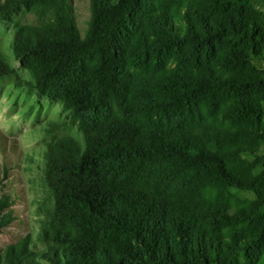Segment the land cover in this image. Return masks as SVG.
Returning <instances> with one entry per match:
<instances>
[{"label": "trees", "instance_id": "trees-1", "mask_svg": "<svg viewBox=\"0 0 264 264\" xmlns=\"http://www.w3.org/2000/svg\"><path fill=\"white\" fill-rule=\"evenodd\" d=\"M15 58L83 134L5 264H264V0H0ZM17 72L0 47V78Z\"/></svg>", "mask_w": 264, "mask_h": 264}, {"label": "rangeland", "instance_id": "rangeland-1", "mask_svg": "<svg viewBox=\"0 0 264 264\" xmlns=\"http://www.w3.org/2000/svg\"><path fill=\"white\" fill-rule=\"evenodd\" d=\"M79 29L84 34L90 0H72ZM19 23L37 24L30 14L2 19L0 47L15 74L0 78V264L8 252L28 242L42 250L39 232L53 197L45 181L47 144L58 138L83 134L59 100L40 96L27 82L34 79L17 61L12 39Z\"/></svg>", "mask_w": 264, "mask_h": 264}]
</instances>
